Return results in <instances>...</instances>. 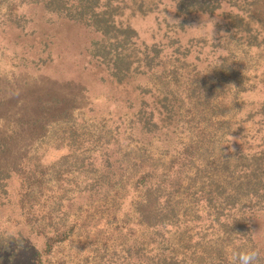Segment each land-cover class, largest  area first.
Instances as JSON below:
<instances>
[{
    "label": "rangeland",
    "instance_id": "rangeland-1",
    "mask_svg": "<svg viewBox=\"0 0 264 264\" xmlns=\"http://www.w3.org/2000/svg\"><path fill=\"white\" fill-rule=\"evenodd\" d=\"M123 7L119 20L141 42L185 58L166 57L163 70L117 81L90 55L99 34L38 7L18 10L23 26L0 14V169L10 177L0 200V238L9 242L0 264H139L141 250H158L162 238L185 264L206 257L210 241L232 255L227 236L210 238L203 221L183 239L184 228L172 225L157 239L139 215L153 186L156 211L169 197L179 220L197 217L204 205L195 193L230 181L222 163L231 169L263 146L264 0L181 18L159 0ZM197 77L210 82L209 109L191 94ZM141 122L155 127L148 132ZM106 157L123 177L94 186ZM145 173L148 183H136ZM72 226L70 239L46 255L42 233Z\"/></svg>",
    "mask_w": 264,
    "mask_h": 264
},
{
    "label": "trees",
    "instance_id": "trees-1",
    "mask_svg": "<svg viewBox=\"0 0 264 264\" xmlns=\"http://www.w3.org/2000/svg\"><path fill=\"white\" fill-rule=\"evenodd\" d=\"M162 4L167 2L174 11L177 18L186 17L194 14H204L214 16L224 5L238 7L247 3L255 5L257 0H159ZM125 0H0V14L4 13L5 21L16 26H23L24 17L18 14V10L23 6L38 7L45 14L55 16L59 19L69 21L71 23L80 24L87 29L100 35V39L91 43L90 55L101 62L107 70L108 74L122 81L134 74H148L157 70H163L162 62L166 57H170L175 62L185 58L187 53H182L180 49H175L170 53H165L164 48L160 45H146L140 41L139 35L131 26L124 24L119 20ZM141 11L142 8L139 7ZM242 19L240 20V23ZM259 23V22H258ZM245 32L251 30L250 24H245ZM256 40V37H255ZM174 43V42H172ZM173 75H177V68L172 71ZM177 80V79H175ZM192 95L199 96V101L204 103L207 109L210 108L211 102L209 97L213 95L210 82L200 77L194 78L190 87ZM166 111L173 113L174 107L168 105L163 106ZM173 108V109H172ZM260 124L264 125V108L260 112ZM143 121V119H142ZM142 124L144 122H141ZM144 129L148 128V132L152 131L155 123H144ZM5 143L0 139V157L5 153ZM243 157V156H240ZM106 166L105 173L99 175L98 179H93V185H98L101 181L114 182L123 175L116 171L110 172L111 164L108 157L104 158ZM214 162V161H213ZM223 168L227 171L226 177L230 178L229 182L214 185V181L200 189L193 196L198 203L204 205L202 213L195 218H185L179 220L177 215V204L170 202L169 197L163 203H157L159 211H156L154 204L156 202V194L153 186H146L143 194V202L141 204V223L146 227L145 231L156 233L155 238L159 239V235L163 234L169 225L184 228V232L179 238L186 235L190 231H194L198 226L197 221H203L207 224L208 229L215 236H227L230 241L232 253L234 250H250L258 249L260 256L257 264H264V144L258 148L257 152L251 153L235 162L232 168L228 167V161L222 163ZM224 171L226 172V170ZM103 170V171H104ZM34 173V172H32ZM150 175L145 173L140 175L136 183L146 185L151 179ZM10 177L5 175L0 169V200L5 199L8 194V180ZM39 181V180H38ZM163 182L156 185L161 186ZM175 184L173 188L175 189ZM26 201L30 195L34 194L32 185L28 187ZM158 198V197H157ZM182 223V225H181ZM54 230L52 233H42L45 239L46 255L53 252L54 248L70 239V232ZM255 233V234H254ZM253 234V235H251ZM154 235V234H153ZM200 237V234L197 235ZM154 237L148 241L146 247L150 248L155 244ZM182 241V240H181ZM182 242H185L184 240ZM206 247V257L201 259L198 264H236L231 254L223 249H215L213 241H210ZM240 248H235L237 246ZM9 242L0 238V249L6 251ZM143 246V247H142ZM141 248H145L142 245ZM171 243L166 242L163 238L159 241V249L146 252L145 248L139 256V264H185V255H177L170 252ZM187 250V249H185ZM188 251V250H187Z\"/></svg>",
    "mask_w": 264,
    "mask_h": 264
},
{
    "label": "clouds",
    "instance_id": "clouds-1",
    "mask_svg": "<svg viewBox=\"0 0 264 264\" xmlns=\"http://www.w3.org/2000/svg\"><path fill=\"white\" fill-rule=\"evenodd\" d=\"M259 256L260 252L258 249L240 251L234 250L232 253V257L235 260L236 264H257Z\"/></svg>",
    "mask_w": 264,
    "mask_h": 264
}]
</instances>
